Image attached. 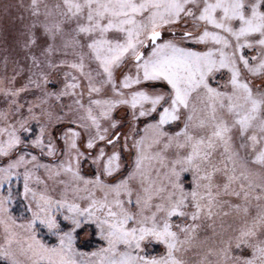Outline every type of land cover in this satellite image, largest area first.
I'll return each instance as SVG.
<instances>
[{
  "label": "snow or ice",
  "instance_id": "snow-or-ice-1",
  "mask_svg": "<svg viewBox=\"0 0 264 264\" xmlns=\"http://www.w3.org/2000/svg\"><path fill=\"white\" fill-rule=\"evenodd\" d=\"M12 6L0 264H264V0Z\"/></svg>",
  "mask_w": 264,
  "mask_h": 264
},
{
  "label": "rangeland",
  "instance_id": "rangeland-1",
  "mask_svg": "<svg viewBox=\"0 0 264 264\" xmlns=\"http://www.w3.org/2000/svg\"><path fill=\"white\" fill-rule=\"evenodd\" d=\"M16 0H0V41L11 40L12 34L18 27L17 10L12 5Z\"/></svg>",
  "mask_w": 264,
  "mask_h": 264
}]
</instances>
